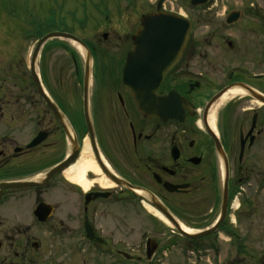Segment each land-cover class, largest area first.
I'll use <instances>...</instances> for the list:
<instances>
[{
    "label": "flooded vegetation",
    "instance_id": "obj_1",
    "mask_svg": "<svg viewBox=\"0 0 264 264\" xmlns=\"http://www.w3.org/2000/svg\"><path fill=\"white\" fill-rule=\"evenodd\" d=\"M159 3L174 2L144 0L143 14ZM114 20L101 22L109 30L98 39L71 32L92 58L89 121L82 55L71 53L79 93L62 88L55 100L62 120L31 74L0 77V264H179L181 244L236 249L226 258L237 263L264 232V16L236 33L191 31L143 108L123 80L140 20L123 31ZM234 89L212 127L211 108ZM86 138L100 172L88 171L84 186L66 171ZM179 224L214 230L193 238Z\"/></svg>",
    "mask_w": 264,
    "mask_h": 264
},
{
    "label": "rangeland",
    "instance_id": "obj_2",
    "mask_svg": "<svg viewBox=\"0 0 264 264\" xmlns=\"http://www.w3.org/2000/svg\"><path fill=\"white\" fill-rule=\"evenodd\" d=\"M143 1L0 0V54H3L0 58V77L3 80L18 78L20 81L25 78V81H29L30 71L23 64L29 65L33 40L44 33L51 30L69 31L78 32L84 38L98 39L103 31L109 30L104 26L99 28L101 22H107L108 19H117L114 20L116 25H112L123 31L126 21L129 25L139 23L144 13ZM173 2L167 8L172 7L175 11L182 9L193 21L192 31L196 32L227 30L236 33L242 31L247 19H263L264 16V0H212L201 9L187 7L180 0ZM234 9L243 11L242 19L233 29H227L225 17ZM113 30L117 31L110 28L111 32ZM65 47L69 49L68 52ZM73 52L80 59L81 53L75 44L63 38L52 39L40 48L36 67L41 72V79L45 80L46 89L56 101L64 88H68L72 95H75L76 90L79 93L74 80ZM28 89L26 87L24 94H28ZM17 91H22V88L19 87ZM256 233L252 235L255 242L238 250L237 263H228L226 258L235 254L236 249L218 246L188 248L181 244L177 246L175 258L179 264H264V232L257 236Z\"/></svg>",
    "mask_w": 264,
    "mask_h": 264
},
{
    "label": "water",
    "instance_id": "obj_3",
    "mask_svg": "<svg viewBox=\"0 0 264 264\" xmlns=\"http://www.w3.org/2000/svg\"><path fill=\"white\" fill-rule=\"evenodd\" d=\"M209 0H191L194 6L203 5ZM241 11H231L227 17L228 23H234L241 19ZM192 27L191 21L179 14L160 10V4L156 12L143 16L141 24L133 35V47L128 54L127 62L123 70V80L127 88L131 89L137 105L143 108L148 100L143 99L145 90L154 91L164 78L167 71L178 61L186 45ZM52 37L71 39L84 47V44L76 36L66 32H51L45 35L38 43L32 57V74L37 88L52 111L62 120V112L44 90L38 73L35 70V61L40 46L44 41ZM85 76H84V110L86 119L89 121V85L91 75V54L85 52ZM89 133L93 136L92 128ZM75 150V149H74ZM179 229L187 236L200 237L210 231L197 234H188Z\"/></svg>",
    "mask_w": 264,
    "mask_h": 264
},
{
    "label": "bare ground",
    "instance_id": "obj_4",
    "mask_svg": "<svg viewBox=\"0 0 264 264\" xmlns=\"http://www.w3.org/2000/svg\"><path fill=\"white\" fill-rule=\"evenodd\" d=\"M240 92H241L240 89H234L233 91L227 93L221 99H219V101H217L216 104L211 108L210 124L212 127H215L218 111L221 109V107L227 101L228 96L236 95L237 93H240ZM88 171L100 172V169L96 165V163L93 159L92 152L90 149L89 140L86 138L84 141L83 147H82V153H81V157H80L79 161L74 166H72L69 170L66 171V175H68L72 179L84 184V186H87L88 183H86V181H85V175ZM148 208L152 209L151 206H148ZM157 215L162 220L166 221L162 216H160V214L157 213ZM183 227L188 231L190 230L184 225H183Z\"/></svg>",
    "mask_w": 264,
    "mask_h": 264
}]
</instances>
